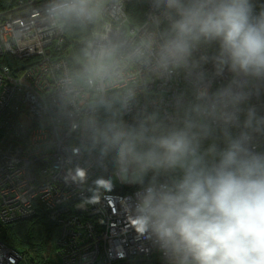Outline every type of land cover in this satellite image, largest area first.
Returning a JSON list of instances; mask_svg holds the SVG:
<instances>
[{"label": "clouds", "instance_id": "1", "mask_svg": "<svg viewBox=\"0 0 264 264\" xmlns=\"http://www.w3.org/2000/svg\"><path fill=\"white\" fill-rule=\"evenodd\" d=\"M153 7L165 27L142 55L161 76L183 70L194 99L178 103L175 115L154 111L132 123L123 119L131 98L102 100L107 118L83 122L89 151L115 179L136 186L131 223L164 264H264V114L250 103L264 92V2L153 0ZM100 12L101 0L47 7L58 27ZM114 54L104 44L86 53L82 79L94 86L106 78ZM225 72L228 82L212 91L210 75ZM88 171L77 165L69 176L83 182ZM112 183L100 178L98 187Z\"/></svg>", "mask_w": 264, "mask_h": 264}, {"label": "built area", "instance_id": "2", "mask_svg": "<svg viewBox=\"0 0 264 264\" xmlns=\"http://www.w3.org/2000/svg\"><path fill=\"white\" fill-rule=\"evenodd\" d=\"M50 3L17 0L0 9V223L45 214L58 227L62 264H164L131 223L136 187L123 191L133 185L116 183L112 169L89 151L83 122L99 116L110 91L131 98L124 114L129 123L147 110L175 115L178 103L193 101L192 82L183 70L159 75L142 55L144 42L158 39L165 27L153 18V0H101L98 17L81 23L90 30L87 53L104 44L115 54L107 77L88 85L82 79L88 55L81 61L67 45L68 25L49 19ZM206 71L213 72L211 65ZM209 78L215 91L230 74ZM250 103L264 114V92ZM77 165L89 170L86 181L69 176ZM100 178H112L111 188L98 187ZM0 264L35 263L0 240Z\"/></svg>", "mask_w": 264, "mask_h": 264}, {"label": "trees", "instance_id": "3", "mask_svg": "<svg viewBox=\"0 0 264 264\" xmlns=\"http://www.w3.org/2000/svg\"><path fill=\"white\" fill-rule=\"evenodd\" d=\"M17 0H0V9L5 10L14 5ZM67 45L71 46L79 60L86 59L88 51L90 30L88 25L72 23L66 29ZM12 63L22 66L21 61L8 56ZM76 73L80 75L78 69ZM104 100L119 102L120 98L116 91H110ZM118 106V103H117ZM151 110L142 113L148 114ZM101 120L107 118L104 108L100 107L99 116ZM126 120V117L123 116ZM127 121V120H126ZM136 186L123 187V191H131ZM56 225L52 223L45 214L39 213L32 218L20 219L8 224L0 223V240L7 246L19 250L26 255L29 262L35 264H62L56 254L55 233Z\"/></svg>", "mask_w": 264, "mask_h": 264}, {"label": "rangeland", "instance_id": "4", "mask_svg": "<svg viewBox=\"0 0 264 264\" xmlns=\"http://www.w3.org/2000/svg\"><path fill=\"white\" fill-rule=\"evenodd\" d=\"M114 181L116 182V183H119V180H117V179H115L114 178ZM56 229L58 230V227L56 226ZM55 232H57L56 230H55ZM56 234V236H58V234L57 233H55Z\"/></svg>", "mask_w": 264, "mask_h": 264}]
</instances>
